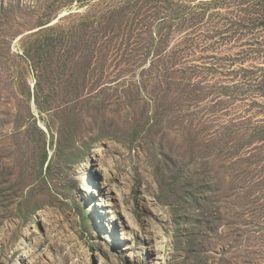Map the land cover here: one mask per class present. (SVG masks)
I'll return each instance as SVG.
<instances>
[{
    "label": "rangeland",
    "instance_id": "1",
    "mask_svg": "<svg viewBox=\"0 0 264 264\" xmlns=\"http://www.w3.org/2000/svg\"><path fill=\"white\" fill-rule=\"evenodd\" d=\"M245 2L0 0V264H264Z\"/></svg>",
    "mask_w": 264,
    "mask_h": 264
},
{
    "label": "trees",
    "instance_id": "2",
    "mask_svg": "<svg viewBox=\"0 0 264 264\" xmlns=\"http://www.w3.org/2000/svg\"><path fill=\"white\" fill-rule=\"evenodd\" d=\"M247 5L249 6V10L258 14L261 18V21L264 23V0H246Z\"/></svg>",
    "mask_w": 264,
    "mask_h": 264
}]
</instances>
